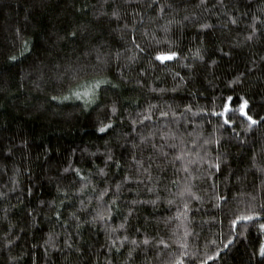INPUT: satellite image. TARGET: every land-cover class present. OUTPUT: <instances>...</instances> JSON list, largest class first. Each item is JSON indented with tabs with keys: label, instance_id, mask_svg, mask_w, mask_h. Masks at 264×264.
Here are the masks:
<instances>
[{
	"label": "trees",
	"instance_id": "16d2710c",
	"mask_svg": "<svg viewBox=\"0 0 264 264\" xmlns=\"http://www.w3.org/2000/svg\"><path fill=\"white\" fill-rule=\"evenodd\" d=\"M0 264H264V0H0Z\"/></svg>",
	"mask_w": 264,
	"mask_h": 264
},
{
	"label": "rangeland",
	"instance_id": "374dc122",
	"mask_svg": "<svg viewBox=\"0 0 264 264\" xmlns=\"http://www.w3.org/2000/svg\"><path fill=\"white\" fill-rule=\"evenodd\" d=\"M79 96H80V95H77V96H75L74 98H75V99H78V98H79ZM81 96H82V94H81Z\"/></svg>",
	"mask_w": 264,
	"mask_h": 264
}]
</instances>
